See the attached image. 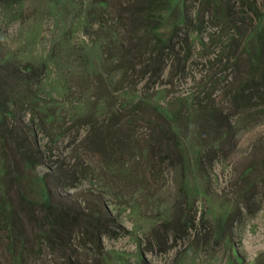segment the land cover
<instances>
[{"label":"rangeland","instance_id":"374dc122","mask_svg":"<svg viewBox=\"0 0 264 264\" xmlns=\"http://www.w3.org/2000/svg\"><path fill=\"white\" fill-rule=\"evenodd\" d=\"M152 1L161 18L135 24L149 0H0L5 81L15 97L59 101L65 118L37 127L45 157L32 170L20 156L35 154L33 125L18 122L21 112L8 120L25 147L0 141V202L14 212L11 223L0 214V264H264V118L250 116L262 102L233 100L264 82V0ZM26 63L45 65L39 86L14 84ZM218 110L243 122L215 145L207 123ZM166 119L193 157L201 153L187 195L168 158ZM59 160L79 170L70 185L57 183ZM37 176L81 217L67 233L47 226L42 235L20 201Z\"/></svg>","mask_w":264,"mask_h":264},{"label":"trees","instance_id":"16d2710c","mask_svg":"<svg viewBox=\"0 0 264 264\" xmlns=\"http://www.w3.org/2000/svg\"><path fill=\"white\" fill-rule=\"evenodd\" d=\"M149 7L148 11L145 15L140 17L139 19H133L132 23L135 22H141V24L144 23V21L148 20H158L161 18L163 11L162 7H158L157 10L154 11L153 1L149 0ZM93 12H89L87 10V17L90 16ZM174 28V27H173ZM152 30L155 32L156 37L163 41L166 40L163 38L162 31L159 30V28L156 26H152ZM262 49L260 44H257L256 50L254 52L256 61H259V54L260 50ZM8 64V62H1L0 67L2 68L0 71V141L1 143L6 144L7 142L15 144L16 148L25 147L23 143L19 142L20 134L13 133V130H6L8 127V120L9 118L15 119L16 113H20V116L18 117V122L22 125H25L27 121L30 122V125H33L32 129L34 130L33 133V147L35 148V154H31L28 152V154L21 155L20 161L21 165L24 169H34L37 165H39L41 162H43L45 157V142L43 141L42 137H38V131L37 127L39 128H50L55 125V123H58L60 120L64 121V115L61 111L62 107L60 105L59 101H54L55 103L49 107L47 106V103L45 101H40L37 99L36 92L30 91V95L26 96L24 94L19 95L18 97H15L13 94V91L11 88H9V83L5 81V78L8 76L7 67L1 66L3 64ZM256 63V62H255ZM46 67L43 63L33 64V63H26L24 65H19L16 68H14V71H12V79L14 81V84L18 87H27L29 88V85L39 86L41 83V78L43 77V73L45 71ZM27 72V73H26ZM264 89V82L260 81L258 82V85L254 87V89L257 90L256 93L249 95L247 97H242L244 88H240L237 90L233 95L234 102H242V100H252L253 98H257L261 100L262 103H259L256 111L251 113V118L255 120L254 122H259L261 119L260 117L264 118V93L262 94L260 92V89ZM25 90V89H22ZM20 90V91H22ZM20 93V92H19ZM21 104L22 110H17V105ZM17 104V105H16ZM26 105L27 108H24L23 106ZM77 114L76 112H74ZM74 114V115H75ZM209 119V123H207L208 126H210V129L214 131V137L211 140V144H221L222 141L220 140L221 134H227L231 135L232 130L236 132L238 129L235 128V125L239 122H243V120H233L231 117L224 115L221 110H218V114L211 113ZM108 128V133L110 137H112L115 133L111 130L110 127ZM178 126L174 121H170L166 119V130L168 132V136L166 137V146L167 150L170 151V154L168 158H170V162L172 163L171 166L176 168L178 165L180 166V176H181V192L185 193L187 195L188 188H189V181L190 177L195 175H198L196 173V169L199 166L198 160L200 157V150L197 152H194L192 154L189 151L188 145L186 142H184L181 138H179V132H178ZM220 128V129H219ZM234 128V129H233ZM57 129H60L59 127ZM40 132V131H39ZM60 130H54L49 136L50 140L54 136H58ZM232 132V133H234ZM12 133V135H10ZM235 134V133H234ZM22 140V139H21ZM93 140L95 144H97L100 148H103L105 150V147L108 146V143H105L104 137L97 143V137L96 134L93 135ZM213 141V142H212ZM130 147V146H128ZM52 150V148H49ZM176 150L179 152L180 158H172L174 154L177 155ZM111 154V152L109 153ZM51 157V156H50ZM49 157V159H50ZM168 160V159H167ZM209 164H212L213 157H208L207 159ZM50 165L54 163V161H50ZM53 165H51L52 167ZM57 166V167H56ZM63 166L71 167L70 170L67 172L65 169H63ZM189 168V173H185L183 169L185 167ZM57 168L61 173L57 177V183L58 184H65L70 185L74 181L78 179V173L79 170L75 164H69L64 163L61 160L53 167ZM264 169V163L262 165ZM264 171V170H263ZM199 175H203V173H200ZM198 177V178H201ZM19 181V179H18ZM20 182V181H19ZM71 182V183H68ZM194 189H198L196 185H194ZM22 193V192H21ZM20 201H22L25 205V210L27 211L30 216H33V219L35 222H38V231L43 235H46L48 231L45 229L47 226L51 227V230L53 232H56V229L66 231L68 232L69 229H67L72 223L77 222L78 220H81V217L69 213L68 211L62 209L59 207L52 198V193L50 192V187L48 181L45 180L44 176H37L36 179L33 180V185L29 188L27 194L22 193L20 194ZM36 212L40 213V219L36 217ZM0 214L3 216L4 220L11 223L13 221V204L9 201L7 202H0ZM195 218L190 221V223L185 220V225L187 228H190L192 226V222H194ZM9 223V224H10Z\"/></svg>","mask_w":264,"mask_h":264}]
</instances>
